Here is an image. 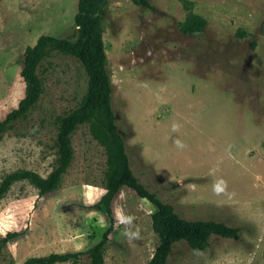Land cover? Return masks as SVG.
<instances>
[{
    "label": "rangeland",
    "instance_id": "374dc122",
    "mask_svg": "<svg viewBox=\"0 0 264 264\" xmlns=\"http://www.w3.org/2000/svg\"><path fill=\"white\" fill-rule=\"evenodd\" d=\"M78 0L0 1V120L24 96V50L41 35L75 40ZM108 0L103 42L112 107L130 167L150 191L188 219L240 228L238 239L210 236L203 251L174 243L166 264H264V0ZM188 10L206 25L184 34ZM43 92L0 138V180L55 165L56 117L86 89L76 58L52 51L37 68ZM73 158L60 186L39 196L26 180L0 200V264L86 250L109 225L100 207L104 147L87 123L71 139ZM113 229L103 264H148L157 244L155 207L122 186L111 202ZM87 255L82 260H87ZM71 261L56 264H80Z\"/></svg>",
    "mask_w": 264,
    "mask_h": 264
},
{
    "label": "trees",
    "instance_id": "16d2710c",
    "mask_svg": "<svg viewBox=\"0 0 264 264\" xmlns=\"http://www.w3.org/2000/svg\"><path fill=\"white\" fill-rule=\"evenodd\" d=\"M1 1V0H0ZM137 5L149 7L148 0H131ZM108 0H78L74 15L76 25L75 40L41 35L32 46L26 47L21 60L20 76L25 88L24 96L3 119L0 120V138L13 128L18 120L24 119L35 106L42 92V80L37 73L40 63L58 51L73 56L86 74V89L79 103L64 114L56 117L55 165L46 176L31 169H18L6 173L0 180V200L17 181L26 180L37 188L38 195H48L60 186L62 176L73 158L72 135L83 123L105 150L106 169L104 172V191L90 207L102 208L109 217V225L100 239L86 250L51 252L46 255L31 256L23 264H56L71 261L79 263L83 255L87 260L80 264H103L104 253L113 229L111 202L122 186L152 203L151 228L157 236L148 264H166L168 255L177 241H185L196 251H203L210 245V236L215 234L225 238L238 239L240 228L213 219H188L182 217L172 204L162 201L156 192L150 191L133 173L126 150L124 138L118 131L112 107L111 74L107 67V56L103 42V19ZM206 20L188 10L179 29L187 34L201 30ZM21 235L19 231H8L0 237V248Z\"/></svg>",
    "mask_w": 264,
    "mask_h": 264
}]
</instances>
